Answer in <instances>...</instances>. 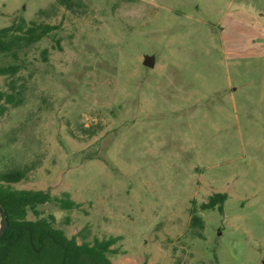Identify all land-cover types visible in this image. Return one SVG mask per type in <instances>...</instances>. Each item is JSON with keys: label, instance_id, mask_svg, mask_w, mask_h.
Returning <instances> with one entry per match:
<instances>
[{"label": "rangeland", "instance_id": "1", "mask_svg": "<svg viewBox=\"0 0 264 264\" xmlns=\"http://www.w3.org/2000/svg\"><path fill=\"white\" fill-rule=\"evenodd\" d=\"M75 1L0 0V28L57 26L0 58L20 65L0 173L80 203L38 210L79 244L118 236L114 264H264V0Z\"/></svg>", "mask_w": 264, "mask_h": 264}, {"label": "trees", "instance_id": "2", "mask_svg": "<svg viewBox=\"0 0 264 264\" xmlns=\"http://www.w3.org/2000/svg\"><path fill=\"white\" fill-rule=\"evenodd\" d=\"M70 11L78 5L75 0H59ZM57 29L56 25L27 22L19 18L11 25L0 28V58L3 55L18 57V51L40 42ZM20 71L19 64L0 67V77H14ZM15 94L0 87V111L5 104H18ZM30 168L15 169L0 173V210H4L8 228L0 240V264H114L109 254L115 253L112 247L118 236L95 238L92 243H78L77 236L68 237L56 227L54 215L43 216L38 206L54 203L61 210L79 209L80 203L68 194L53 196L44 190H19L12 187L25 179ZM228 199L226 193L211 195L206 203L199 206L202 211L224 212ZM32 212L36 219H28ZM191 225L203 228V219L196 207L192 208ZM1 219V215H0Z\"/></svg>", "mask_w": 264, "mask_h": 264}, {"label": "water", "instance_id": "3", "mask_svg": "<svg viewBox=\"0 0 264 264\" xmlns=\"http://www.w3.org/2000/svg\"><path fill=\"white\" fill-rule=\"evenodd\" d=\"M155 63V57L154 56H145L144 65L147 67H153ZM0 240L3 237L4 233L6 232L8 228V221L6 218V214L4 210H0Z\"/></svg>", "mask_w": 264, "mask_h": 264}]
</instances>
